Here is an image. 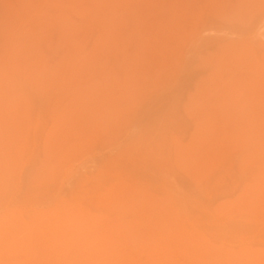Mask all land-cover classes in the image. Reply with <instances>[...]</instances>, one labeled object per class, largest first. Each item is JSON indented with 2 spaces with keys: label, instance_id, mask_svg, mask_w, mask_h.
<instances>
[{
  "label": "rangeland",
  "instance_id": "rangeland-1",
  "mask_svg": "<svg viewBox=\"0 0 264 264\" xmlns=\"http://www.w3.org/2000/svg\"><path fill=\"white\" fill-rule=\"evenodd\" d=\"M0 264H264V0H0Z\"/></svg>",
  "mask_w": 264,
  "mask_h": 264
}]
</instances>
